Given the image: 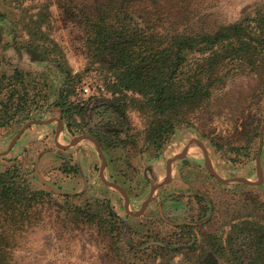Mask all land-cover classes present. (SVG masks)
I'll use <instances>...</instances> for the list:
<instances>
[{"label": "rangeland", "instance_id": "374dc122", "mask_svg": "<svg viewBox=\"0 0 264 264\" xmlns=\"http://www.w3.org/2000/svg\"><path fill=\"white\" fill-rule=\"evenodd\" d=\"M104 1H2L0 80L3 74L11 75L14 66L6 61L3 46L9 41L19 46L24 44L28 35L22 27L30 16L38 13L43 3L49 4L50 37L59 44L70 68L78 71L81 77L95 62L86 53L85 30L79 13ZM263 1L156 0L155 5H150L148 0H142L141 3H144L141 6L153 13L159 12L170 21L180 17L188 18L191 22L199 19L202 22H198V25L203 23L205 27L213 29L219 24L238 19ZM134 5L137 6L138 2ZM35 54V57L38 56ZM22 67L19 69L23 74H31L39 84L48 80L47 90L50 86L54 92L61 86V79L55 78V72L49 66L30 65L27 71ZM99 68L102 73H109ZM255 85V80L247 77L229 81L225 87L213 93L207 106L192 116L193 124L178 128L158 151L145 145L143 120L136 111L131 110L129 125L133 132L130 137L137 148L133 149L134 155H129L130 159L124 165L123 171L127 177L117 178L125 193L128 189L132 194L130 205L119 190L103 183L101 178L112 181L103 174V170L101 177H96V187L92 186L85 193L62 194L43 188L34 177L33 160L23 163L21 160L24 158L20 160L6 151L12 138L27 121L0 129V171L14 161L21 162L31 186L51 193L44 203L37 206L38 213L31 218V231L23 235L22 241L18 240L19 246L11 250L12 264H229L227 255L217 256L211 252L207 235L217 237L224 247L230 235L235 237L236 242L239 241L238 236L231 233L234 223L250 219L264 225V181L262 185L221 183L201 163L200 155H196L203 154V151L195 141L203 143L209 165L217 176L222 179L250 178V181L256 182L251 169L259 147V130L264 121V96L252 97L248 107V94L254 91ZM39 116L45 117V113ZM255 120L259 123L257 137L252 133ZM190 141H193L188 148L190 156L171 166L165 183L166 176L162 169L158 174L145 170L156 153L166 151L165 155H161L165 159L169 157L168 153L179 150L182 145L186 147ZM169 145L171 147L167 148ZM261 147V164L264 168V132ZM141 153L147 158L143 159L139 155ZM96 163L95 172L102 165L98 157ZM148 178L153 180L152 185L148 183ZM157 185L161 186L153 191L148 207L139 215H133L140 210L151 188ZM106 202L124 223L119 235L121 241L117 244L98 226L86 223L81 216L68 211L71 206L77 205L90 212L100 211ZM233 249H238V246L234 245Z\"/></svg>", "mask_w": 264, "mask_h": 264}, {"label": "trees", "instance_id": "16d2710c", "mask_svg": "<svg viewBox=\"0 0 264 264\" xmlns=\"http://www.w3.org/2000/svg\"><path fill=\"white\" fill-rule=\"evenodd\" d=\"M155 1L148 0L150 5H155ZM141 2L105 0L87 11L80 10L79 14L87 56L114 75L116 83L111 90L138 95L130 96L129 104L122 108L136 111L143 120L146 146L155 151L162 149L178 128L193 124L192 116L231 80H255V89L248 94V107L252 97L264 96V1L238 19L213 29L203 23L198 25L202 22L199 19L191 22L180 17L170 21L159 12L147 10ZM49 13V4L43 3L38 13L29 17L22 27L28 35L22 47L33 49L39 60L53 63L64 75L65 82L54 106L61 109L66 126L77 132L81 126L73 119L69 96L80 75H72L62 49L50 37ZM47 88V82L39 84L31 74L18 70L12 75L3 74L0 129L41 119ZM83 108L76 107V113L81 115ZM255 121L252 133L257 137L259 123ZM23 170L22 163L14 161L0 171V264H12L11 250L31 231V218L38 213L37 206L51 194L34 189ZM68 211L98 226L115 244L121 241L124 223L109 203L95 212L78 205ZM231 233L239 241L230 235L224 247L217 237L207 235L213 254L227 255L229 264H264L262 223L243 219L232 225ZM234 245L238 249L234 250Z\"/></svg>", "mask_w": 264, "mask_h": 264}, {"label": "crops", "instance_id": "0c3cea01", "mask_svg": "<svg viewBox=\"0 0 264 264\" xmlns=\"http://www.w3.org/2000/svg\"><path fill=\"white\" fill-rule=\"evenodd\" d=\"M3 49L6 61L14 65L11 75L15 70L24 73L19 69L20 66H23L22 68L27 71L30 69V65L37 67L39 64H43L51 67L55 72V78L61 79V86L65 82L64 75L59 72L56 65L39 60L38 56H34L33 49L19 46L12 41L4 45ZM71 70V73L76 71L72 68ZM51 78L54 79V76ZM44 81L48 84V80ZM61 86L59 85V88L54 92L49 86L46 91L45 117H41L40 120H47V123H34L24 129L12 147L8 149L7 146L8 155L17 156L20 160L24 158L21 160L23 163H28L32 159L34 177L39 180L41 186L62 194H80L87 192L92 186L95 188L96 177H101L100 170L95 172L96 158L98 157L102 162L101 155L105 159L103 174L117 184H121L117 178L125 179L127 177L123 168L126 161L130 159L129 155H134L133 150L127 146L128 142H126V138H129L133 132L131 124L127 133H124L122 128L124 123L126 125L129 123L131 110L128 108L124 110L122 107L129 104L130 96L115 94L110 98H90L82 109L81 115L78 113L75 115V123L81 126L78 128L79 134L76 135L72 129L66 126V121L61 118V109L54 106L59 98ZM88 129H98L102 133L99 136L107 139L108 145L102 146V151L89 138H82L71 144L74 137L89 136L86 132ZM142 156L143 159L147 158L146 155ZM166 159H162L161 155H154L145 170L148 169L151 173L158 174L162 169L160 165H163L161 161H165L166 176L174 164L173 161L170 165ZM133 161L136 163L135 159Z\"/></svg>", "mask_w": 264, "mask_h": 264}, {"label": "built area", "instance_id": "2783aa9c", "mask_svg": "<svg viewBox=\"0 0 264 264\" xmlns=\"http://www.w3.org/2000/svg\"><path fill=\"white\" fill-rule=\"evenodd\" d=\"M78 71H74L72 75ZM116 83V79L113 74L102 73L99 65L93 63L85 73L79 78L76 84L73 86V92L69 96V103L73 108V119H75L76 107H84L87 101L92 97L110 98L119 92L114 93L110 87ZM122 94L127 96H138L131 91L124 90Z\"/></svg>", "mask_w": 264, "mask_h": 264}, {"label": "flooded vegetation", "instance_id": "af4514ba", "mask_svg": "<svg viewBox=\"0 0 264 264\" xmlns=\"http://www.w3.org/2000/svg\"><path fill=\"white\" fill-rule=\"evenodd\" d=\"M127 126V127H126ZM129 123L126 125V123H124L123 124V132L124 133H127L128 132V130H129ZM88 134H89V136H91L92 138H94L95 140H96V142H97V147L101 150V147L102 146H106V144L108 145V142L106 141L107 139L106 138H104L103 136H99L100 134H102L98 129H88V131H86ZM263 132H264V130H263ZM75 134L77 135V134H79L78 133V131L77 132H75ZM127 140H126V142H128V144H127V146L130 148V149H136L137 148V145H136V143H135V141L131 138V137H129V138H126ZM262 139H263V137H262ZM202 143V142H201ZM203 144V143H202ZM12 147V146H11ZM171 146L169 145V146H167V148H170ZM187 147V146H186ZM186 147H184L183 148V145L181 146V148H183L182 150H181V148L179 149V150H176V151H174V152H171V153H168V155H169V157H167V159L166 160H168L167 161V163H169V161L171 160V159H174L173 161H174V163L176 164L178 161H181V160H185V159H187L188 158V156H190V153H189V151H188V148H189V146H188V148H187V150L185 151V152H183V150L186 148ZM258 149H259V147H258ZM261 149H262V147H260V152H259V154H258V150H257V155L255 156V158H254V164H253V167H252V171H253V173H252V175L253 176H255L256 177V182L258 181L259 183H257V184H255V185H262L263 184V181H264V168H263V166H262V164H261V158H262V154H261ZM102 151V150H101ZM134 151V150H133ZM165 153H166V151H163V152H158V153H156L157 155H165ZM155 154V155H156ZM200 155V160H201V163H204V165H205V160H206V158H207V154L205 155L204 153L203 154H201V153H197L196 155ZM139 155H143V153H141V154H139ZM182 155V156H181ZM257 156L259 157L258 158V162H257ZM191 158H197V157H191ZM105 160V159H104ZM173 161L170 163V165L173 163ZM259 162H260V167H262V168H260L259 169ZM170 165H169V167H170ZM257 166H258V168H257ZM161 167H162V171H163V175L165 174V167H166V165H165V161L163 162V165H161ZM206 168V167H205ZM207 169V168H206ZM258 174H260V179H258ZM247 180H249L250 178H246ZM147 181H148V183L149 184H153V180H151V179H147ZM112 182H114V181H112ZM116 183V182H115ZM221 183H223V182H221ZM244 183V182H243ZM121 186V185H120ZM161 186V185H160ZM159 186V187H160ZM158 187V188H159ZM126 196H127V202H128V205H130V202H131V200H132V194L128 191V189L126 190ZM148 205L149 204H147L146 205V207H148ZM145 207V208H146Z\"/></svg>", "mask_w": 264, "mask_h": 264}, {"label": "water", "instance_id": "95a60500", "mask_svg": "<svg viewBox=\"0 0 264 264\" xmlns=\"http://www.w3.org/2000/svg\"><path fill=\"white\" fill-rule=\"evenodd\" d=\"M105 101H106V100H105ZM34 123L43 124V123H47V120H40V119L37 120V119H32V120L27 121V122L22 126V128L20 129V131H19V132H18V133L12 138L11 142H10L9 145H8V149H10V147H11L12 144L15 142V140L17 139V137L19 136V134H20L24 129H26L29 125L34 124ZM263 130H264V121H263V123L261 124L260 130H259V149H258V154H259V152H260V147H261V144H262ZM82 138H89V139H91V140L97 145L96 140H95L94 138L88 136V135H82V136L74 137V139L71 141V144H74L76 141H78V140H80V139H82ZM192 142H193V141H190V142H189V144H188L187 147L183 150V152H185V151L187 150L188 146H189ZM195 143H197V144L201 147L203 153L206 155L205 148H204L203 144L201 143V141H195ZM8 149H7V150H8ZM181 156H182V155H181ZM101 157H102V165H101V168H100V175H101L102 170H103L104 165H105L104 158H103L102 155H101ZM258 158H259V157L257 156V162H258ZM173 160H174V159H171V160L169 161V164H170ZM205 167L207 168V170H208V171H209V172H210V173H211V174H212V175H213L218 181L223 182V183H227V182H244V183H247V184H257V183H259L258 181H257V182H252V181H250V180H247V179H244V178H241V177H233V178H229V179H222V178H220L219 176H217V175L215 174V172L213 171V169L210 167L207 158H206V160H205ZM257 168H258V166H257ZM167 176H168V173H167V175H166L165 180L163 181V183L166 182V180H167ZM258 179H260V174H258ZM101 180L103 181V183H104L105 185H107V186H112V187L116 188L117 190H119V191L124 195V197H125V201L127 202V196H125L126 193H125L124 189H123L119 184H117V183H115V182H112V181H106V180L103 179V178H101ZM163 183H162V184H163ZM157 187H158V185H157V186H153V187L151 188V192H150L149 196L147 197V199L142 203V205H141V207H140V210H139L138 212H136L135 214H133V215L137 216V215H139V214L145 209L147 203L150 201V199H151V197H152L153 191H154Z\"/></svg>", "mask_w": 264, "mask_h": 264}]
</instances>
